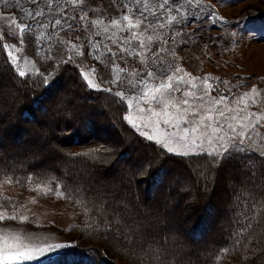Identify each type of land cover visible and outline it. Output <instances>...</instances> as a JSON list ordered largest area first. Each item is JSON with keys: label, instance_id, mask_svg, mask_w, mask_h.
<instances>
[{"label": "snow or ice", "instance_id": "1", "mask_svg": "<svg viewBox=\"0 0 264 264\" xmlns=\"http://www.w3.org/2000/svg\"><path fill=\"white\" fill-rule=\"evenodd\" d=\"M218 2L222 0H0V51L6 53L2 63L7 76L5 81L0 73V113L22 98L21 89H43L33 103L49 104L53 113L61 105L65 111L74 108L70 99L74 93L60 83L67 65H72L78 86L110 94L125 111L123 121L142 138L133 135L129 140L122 129L118 139H103L90 122L81 121L82 132L95 138V146L85 152L60 149L58 159L65 164L90 160L95 166L112 164L115 158L120 164L121 149L141 145L145 150L126 171L132 178L161 177L154 185L162 197L155 209L133 215L125 199L110 208L103 184L87 198L82 187H71L55 176L29 189L72 203L79 209L76 215L84 217V231L115 230V236L127 242L123 254L135 264H194L192 242L175 226V206L169 210V202L174 197L210 202L227 166L237 157L242 162L239 188L228 174L237 228L214 259L232 254L235 264H264V112L251 110L264 99V92L252 86L250 93L230 105L219 89L221 83L230 89L229 81L193 75L178 52L189 44L197 46L207 25L235 28L229 33L233 45L245 38L240 31L245 22L232 23L221 16ZM14 9L24 15H15ZM191 24L196 29L187 31ZM257 32L264 39V21L250 28L248 35L255 38ZM24 46L32 51L31 59L21 55ZM89 57L97 63H89ZM3 143L0 134V146ZM176 158L185 162L188 171L185 175L182 170V182L172 186L166 183L165 170L175 165ZM7 171L0 184L21 183L14 170L12 175ZM26 182L32 184L34 176L27 175ZM24 207L8 197L0 200V264H76V244L36 245L30 242L31 234L15 229L10 222L29 221L21 212ZM84 251L96 253L95 248Z\"/></svg>", "mask_w": 264, "mask_h": 264}, {"label": "trees", "instance_id": "2", "mask_svg": "<svg viewBox=\"0 0 264 264\" xmlns=\"http://www.w3.org/2000/svg\"><path fill=\"white\" fill-rule=\"evenodd\" d=\"M219 4L220 2H218L216 6ZM231 22L235 23V21ZM195 29L196 25L191 24L186 30L193 31ZM233 29L234 28L225 29L220 25H207L200 34L202 39L198 41L197 46L189 44L179 50H184L186 52L185 57L188 63L194 65L217 63L219 61L214 60V57L218 56L221 52L229 53L233 47L232 44L229 43V33L232 32ZM0 44H2V42H0ZM204 45H207L206 50L204 49ZM24 47L25 51H30L27 46ZM204 55H208L211 59L198 61L204 60ZM199 57L200 59H198ZM5 59L6 53L0 51V73L4 74V79L6 81L7 76L2 63ZM67 68L69 70L63 73L60 83L62 84L63 80L69 92L74 93V95L70 97L74 102V108H68L67 111H65V106L61 105L59 106L60 111L53 113V111L47 108V104L37 106L33 103V100L41 95L43 89H21L22 98H20L14 106L5 108L3 112L0 113V121H3L4 126V131L0 134H2L3 137L10 133L19 132L20 130L17 128L20 125L18 123L19 121H27L29 122L28 124L34 123L36 134L39 137L44 136L47 133V128H44L46 125V116H44V114L48 113L49 116L54 115L62 124V126H58L59 129L58 127H54L56 128L57 135H46L48 142H50V140L54 141L57 137H62V135L65 136L67 141L62 143L63 146H61L59 150L52 149V143H50L49 147L40 143L36 144L35 147L39 148L37 151H35L37 148L33 149L34 146L27 151L14 149V147L9 146H0V153H3V155L0 156V180H3L6 170H8V175H12L14 170V174L21 177V183L26 181L27 175H33L34 181L44 183H49L51 178L55 176L57 181L71 187H82L83 194L87 198L95 196L96 191L100 188V185L103 184L105 188V197L110 208L116 207L118 201L125 199L130 202L133 215L145 213L150 208L155 209L157 206L156 202L162 200V197L158 191L154 190V185L160 182L161 177L158 175L155 180H152L148 176H137L132 178L126 171L127 165L136 160L138 154L145 150L141 145L133 144L121 149L119 166L115 163V158H113L112 164L95 166L92 165L90 160H81L76 164H65L58 159L60 149H63L64 152H85L90 147L95 146V138H90L82 132L80 126L81 121L90 122V128L95 131L97 135L104 123L107 124L111 131L118 132L114 137L108 140L118 139L121 136L122 129L124 133L127 134V139L131 140L133 135H135L138 140L142 139L138 137V134L134 133V130L131 129L125 121H123L122 116L125 114V111L119 104L113 103V98L110 94L96 92L78 86V78L76 77L74 66L67 65ZM29 92L36 96L32 95L26 97L25 94H29ZM102 106H106L107 109L104 111L108 113V116H103L100 125H96L89 118L82 120L81 114L85 108L91 107V111L97 112L103 109ZM124 107L126 108V105ZM23 108L24 111H22ZM45 108L48 109L47 112H45ZM9 116H11L10 120L7 119ZM40 118H44V121L37 122ZM111 121H115V123H111ZM14 126L17 129L11 132ZM41 126H43L44 129L40 128ZM24 142L27 143L28 140L26 139ZM144 143L146 144L147 142L145 141ZM148 151H150V149H148ZM46 155L49 156L48 161L45 160L44 156ZM241 163L239 157H237V160L231 162L226 168V170L231 171V176L235 177V181L237 182L235 186L238 188L240 187L238 182L241 179ZM112 166L114 172L116 166L120 168V176L117 180H113V177L107 172ZM182 170L186 175L188 170L185 167V162L181 161L180 158H176L175 165L165 170L167 173L166 183L171 181L175 183L182 182V176L179 175ZM161 175L164 174L162 173ZM227 182L228 185H230L229 180H227ZM223 192L222 194L225 196V199L224 204L221 206L222 208L220 206L218 207V204L212 201L220 196V193L216 192V190L213 192V199L211 198L210 202L202 201L196 203L194 201L182 200L179 197H174V199L169 202V210L175 206V226L183 232L187 240L192 242L190 243L191 259L194 264H209V262H211V264H235L232 254L223 255L219 261H216L213 255L220 254V249L229 245L230 234L237 228L235 223L237 218L236 209L234 204L229 203L230 200H234V197L232 196L231 190L225 187ZM64 201L66 205L72 209L76 218V226L81 234V241L82 239L84 241L83 244H80L81 241L75 243L69 241V243L77 245V248L74 250L77 254L76 264H90L92 260H95L96 264H135L132 258L123 254L125 252H122L121 247L126 249L127 242L123 238H117L115 236V230L111 233L92 232L91 230L84 231L83 215L77 216L76 213L79 209L74 207L72 203L66 200ZM177 201L179 202L177 203ZM220 214H222L220 220L215 219ZM106 246L114 249L116 258L108 257V254L105 252ZM88 248H95L96 253L89 255L84 251ZM252 258L254 259L255 257Z\"/></svg>", "mask_w": 264, "mask_h": 264}, {"label": "rangeland", "instance_id": "3", "mask_svg": "<svg viewBox=\"0 0 264 264\" xmlns=\"http://www.w3.org/2000/svg\"><path fill=\"white\" fill-rule=\"evenodd\" d=\"M23 7H27V4L25 3ZM216 8L221 16L230 21L245 22L244 26L240 29L245 38L237 45L232 44L233 47L229 53L221 52L218 56L214 57V60L219 61L217 63H202L194 65L188 63V60L185 57L186 52L184 50L178 49V52L179 56L184 58L182 63L186 62L184 64L186 70L192 72L193 75L201 78L204 76H210L213 78L218 77L220 80L229 81L230 89L226 88L222 83L219 84V89L220 92L227 97V102L230 105H233V102L239 96L243 95L245 92L250 93L252 86H256L261 92H264V39L260 37L259 32H257L255 38L248 35L250 28L257 27L261 21H264V0H222ZM13 13L17 16L24 15V13L18 9H14ZM232 31H236V29L234 28ZM6 42L12 43L13 41L7 39ZM21 55H27L30 59L33 57L31 50L24 51ZM41 55H43V53H41ZM203 57L204 60L198 61L211 59L208 55H204ZM198 59H200V57ZM88 62L93 64L97 63L92 61L91 57L88 58ZM129 63L134 64L135 62L130 60ZM121 66L123 67L124 65L121 64ZM212 83L215 84L216 81L213 80ZM62 84L65 85L63 80ZM213 94L215 95V92H213ZM25 95L26 97L32 95L36 96L31 92ZM249 103H251V101H249ZM47 108L52 111L49 104H47ZM90 108H85L84 111H82V120L89 118L96 125H100L103 116H108V113L104 111L107 109L106 106H102L103 109H100V112H93ZM251 110L264 112V99L258 100L257 105L252 107ZM22 111H24V108ZM44 116H46V125L44 124L45 126H43L44 128H47V133L44 136L39 137L36 134L34 123L28 124L29 122L27 121H19L18 123L20 125L17 128H19L20 131H17V133L14 132L17 129L14 126L11 131L14 133L4 135L3 146L27 151L30 150L32 146H34L33 149L37 148L35 145L39 143L47 145L48 147L50 146V143H52L53 146L51 148L59 150V148L63 146L62 143L67 141L65 136L62 135V137H57L54 141L50 140V142H48L46 135L56 134V128L54 127L62 126V124L54 115L49 116L48 113H46ZM43 119L44 118H40L37 122H42L44 121ZM111 123H115V121H111ZM43 126L40 128H43ZM102 126L103 127H101L98 136L103 139H111L118 133L111 131L105 123ZM26 139L28 140L27 143L24 142ZM38 149L39 148L35 151ZM44 157L46 161L49 160L48 155ZM118 166H116L115 172L113 166L107 171L108 174L113 177V180H117L120 176V168ZM230 172L231 171L226 170L223 182L216 187V192H219L220 196L215 198V200L212 198V201L218 204V207H221L224 204L225 196L222 194L224 193V187L230 190V185H228L227 182V180H229L228 174ZM35 183L44 182L34 181L32 184H28L24 181V183H14L12 185H8L7 183L0 184L1 200L3 197H8L12 201L17 202L18 207L24 205L25 207L21 209V212L29 217V221L25 224H20L19 222L10 223L13 224L16 230L22 231V234H31L32 239L30 242L32 244L42 245L45 243L57 242L69 243V241L72 243L77 241L80 242L81 234L76 226V218L72 209L66 205L64 199H58L55 195L42 196L38 195L36 191L29 190L34 187ZM170 183L172 186H175V182L171 181ZM221 217L222 214L218 215L215 219L220 220ZM216 233L218 234L217 231ZM83 243L84 241L82 239L80 244ZM121 250L122 252H126L125 248L121 247ZM105 252L108 254V257L116 258V252H114V249L106 246Z\"/></svg>", "mask_w": 264, "mask_h": 264}]
</instances>
